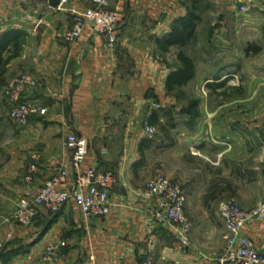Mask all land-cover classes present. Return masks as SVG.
I'll return each mask as SVG.
<instances>
[{
	"label": "crops",
	"instance_id": "obj_1",
	"mask_svg": "<svg viewBox=\"0 0 264 264\" xmlns=\"http://www.w3.org/2000/svg\"><path fill=\"white\" fill-rule=\"evenodd\" d=\"M204 1L215 12L205 8L183 47L162 49L190 3L104 0L105 8L118 10L117 41L109 47L105 36L88 28L73 43L64 39L74 23L69 8L84 10L95 0H66L60 7L48 0H0V264H145L148 259L152 264H206L222 252L226 231L218 209L214 219L197 182L180 165L166 171L151 165L159 140L144 128V121L155 125L167 117L174 135L169 148L175 154L192 147L206 151L210 135L221 163L224 154L239 151L241 140L248 147L264 140V0ZM180 51L193 61L194 76L169 91L167 80L181 67ZM23 75L36 86L20 100L41 105L46 113L17 126L9 116L7 89ZM181 90L182 98L176 95ZM164 108L167 114L159 115ZM198 115L191 126L190 118ZM69 133L88 140L86 165L117 176L110 213L86 218L68 204L48 228L37 221L23 228L12 219L16 203L68 162ZM32 163L38 172L27 183ZM233 168L238 179L250 181L249 173L263 187L262 197L250 189L238 193L241 207L250 211L264 203L259 168ZM160 175L178 181L185 191L192 224L187 244L172 225L154 218L158 203L144 196L147 183ZM74 179L70 170L60 188L70 189ZM46 215L42 212L41 219ZM241 234L264 249V221L252 220ZM58 239L66 245L54 260H44L45 249Z\"/></svg>",
	"mask_w": 264,
	"mask_h": 264
},
{
	"label": "built area",
	"instance_id": "obj_2",
	"mask_svg": "<svg viewBox=\"0 0 264 264\" xmlns=\"http://www.w3.org/2000/svg\"><path fill=\"white\" fill-rule=\"evenodd\" d=\"M66 0H62L58 7ZM104 0H95L92 7L80 10L75 6L69 8L73 16V26L64 33V39L73 43L82 32L88 28L92 34L103 35L107 38V45L112 47L117 41L116 28L118 22L117 7L107 9ZM36 86V81L30 75H23L16 79L7 93L12 106L9 111L10 119L17 126H25L31 117L43 115L46 108L32 101L20 100V95ZM152 135L154 129L145 127ZM89 142L86 138L69 133L65 139V147L69 154L68 162L55 168V175L37 191H28L18 199L13 221L23 228L30 227L38 215L57 213L64 206L72 204L83 217H104L110 213V194L119 186L118 179L111 171L101 170L95 165H86L85 159ZM70 170L74 171V185L70 189H61L60 185L66 181ZM36 164L28 166L24 177L27 183L33 181L37 174ZM144 196L156 199L158 210L154 218L172 225L176 236L182 244L188 243V235L192 224L187 215L186 196L181 183L165 176H158L147 183ZM218 214L225 227V246L215 257L216 264H264V249H257L252 242L241 234L244 225L252 220L264 221V203H259L252 210L247 211L235 199L222 201L218 206ZM11 235H8V239ZM65 240L58 239L49 245L43 259L52 261L58 250L65 246ZM3 244H0V250ZM145 264H152L148 259Z\"/></svg>",
	"mask_w": 264,
	"mask_h": 264
},
{
	"label": "rangeland",
	"instance_id": "obj_3",
	"mask_svg": "<svg viewBox=\"0 0 264 264\" xmlns=\"http://www.w3.org/2000/svg\"><path fill=\"white\" fill-rule=\"evenodd\" d=\"M184 1L188 4L191 0ZM208 4L207 8H210ZM210 9L212 10L213 8L211 7ZM212 11L215 12L214 10ZM202 12H205V10L200 11V14ZM202 14L204 15V13ZM10 87L11 84L9 88ZM9 88L7 89V91L9 90ZM176 95L177 97L182 98V90L178 91ZM183 108L184 107L182 106L181 110H183ZM158 110L159 115L160 113L167 114V108ZM199 118V115L196 117L192 116L190 118L191 126H194V124L198 122ZM166 119L167 117H164V122H158L155 125L149 123L148 121H144V128L146 126H150L154 129L153 134L150 136L154 137L157 141L159 140L157 142L159 146L151 157V165H162V167L164 166L165 171L169 168L171 169V166L173 165H180V169H182V171L185 169L186 171L184 173L186 177H189V179H193V181L195 180V182H197V190L199 191V193H202L203 206L214 219L219 204L222 201L229 199H235L236 201L239 200L238 193L250 189V191L254 192V195L259 194L262 197L263 187H257V181L254 179V177H252L251 174L245 172L247 176H250V181L238 179L236 176L239 173H235V169L233 167L234 165H240L242 169H246L247 166L256 165L259 168V177L261 179H264L263 139H255V141H253L252 143V146L250 147H248L247 144L243 143V141L241 140L239 144V151H237L236 154H231V152L224 154L222 156L224 157L222 163L220 162V156L215 149V146L212 142V137L210 135H208V138H206V142L209 145L206 151L197 153L192 147L191 149L187 150V153L185 154H175L169 148L170 141L173 140L174 135L172 130H169L170 126L167 124ZM106 170L111 171L110 169ZM160 176L167 177L166 175ZM210 196L213 197L209 199ZM191 199L194 203L193 205L195 206L196 196H192ZM205 200H207L206 204ZM206 264L216 263L215 261H208V263Z\"/></svg>",
	"mask_w": 264,
	"mask_h": 264
},
{
	"label": "trees",
	"instance_id": "obj_4",
	"mask_svg": "<svg viewBox=\"0 0 264 264\" xmlns=\"http://www.w3.org/2000/svg\"><path fill=\"white\" fill-rule=\"evenodd\" d=\"M205 8H207V4L203 0H191L190 5L188 6L187 15L163 42L162 49H165L170 45L183 47L195 32V27L201 19L200 11L205 10ZM177 59L179 60L181 67L169 76V79L167 80V90L169 91L173 89V85L180 87L194 76L193 61L185 56L182 51L178 52ZM212 197L213 196H210L209 199ZM207 200H205V204L207 203ZM57 213L47 214L46 216L48 217L44 216L42 219V215H38L36 221L43 223V225H45L43 229H46L49 227L53 217L56 216Z\"/></svg>",
	"mask_w": 264,
	"mask_h": 264
},
{
	"label": "water",
	"instance_id": "obj_5",
	"mask_svg": "<svg viewBox=\"0 0 264 264\" xmlns=\"http://www.w3.org/2000/svg\"><path fill=\"white\" fill-rule=\"evenodd\" d=\"M62 0H48V4L51 7H58Z\"/></svg>",
	"mask_w": 264,
	"mask_h": 264
}]
</instances>
